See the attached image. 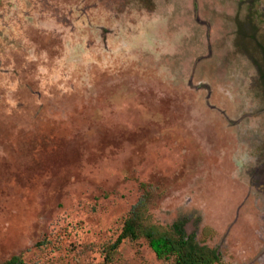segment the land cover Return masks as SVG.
<instances>
[{
	"label": "rangeland",
	"instance_id": "obj_1",
	"mask_svg": "<svg viewBox=\"0 0 264 264\" xmlns=\"http://www.w3.org/2000/svg\"><path fill=\"white\" fill-rule=\"evenodd\" d=\"M139 202L264 264V0H0V264H104Z\"/></svg>",
	"mask_w": 264,
	"mask_h": 264
},
{
	"label": "trees",
	"instance_id": "obj_2",
	"mask_svg": "<svg viewBox=\"0 0 264 264\" xmlns=\"http://www.w3.org/2000/svg\"><path fill=\"white\" fill-rule=\"evenodd\" d=\"M143 202L129 212L123 222L120 234L114 242L102 247L104 264H111L118 255V248L124 240L144 239L158 260L171 259L172 264H225L216 249L201 245L194 233H187L185 220L176 219L166 229L145 224L142 219ZM4 264H22L19 256H13Z\"/></svg>",
	"mask_w": 264,
	"mask_h": 264
}]
</instances>
